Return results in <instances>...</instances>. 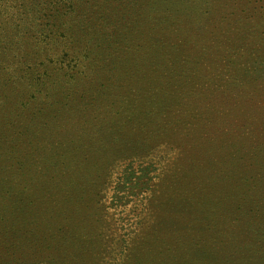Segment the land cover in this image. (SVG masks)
Segmentation results:
<instances>
[{"label":"rangeland","instance_id":"rangeland-1","mask_svg":"<svg viewBox=\"0 0 264 264\" xmlns=\"http://www.w3.org/2000/svg\"><path fill=\"white\" fill-rule=\"evenodd\" d=\"M0 264H264V0H0Z\"/></svg>","mask_w":264,"mask_h":264}]
</instances>
